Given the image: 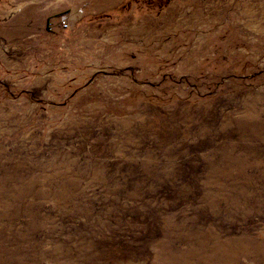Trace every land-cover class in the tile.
Listing matches in <instances>:
<instances>
[{
  "label": "rangeland",
  "instance_id": "1",
  "mask_svg": "<svg viewBox=\"0 0 264 264\" xmlns=\"http://www.w3.org/2000/svg\"><path fill=\"white\" fill-rule=\"evenodd\" d=\"M0 264H264V0H0Z\"/></svg>",
  "mask_w": 264,
  "mask_h": 264
},
{
  "label": "bare ground",
  "instance_id": "2",
  "mask_svg": "<svg viewBox=\"0 0 264 264\" xmlns=\"http://www.w3.org/2000/svg\"><path fill=\"white\" fill-rule=\"evenodd\" d=\"M110 1H115V0H101V5H102V3L106 4V3H109ZM131 120H134V122ZM138 120H139V118L136 117V118H131L128 120L118 121L116 124L120 126L121 130H125L127 127L131 126L133 123H135ZM233 243L229 244L231 247L226 245V244L218 245L217 251H219V253H220V257L222 259L221 260L222 262L236 260L239 256V254L241 253L238 250V248L235 245H233Z\"/></svg>",
  "mask_w": 264,
  "mask_h": 264
},
{
  "label": "built area",
  "instance_id": "3",
  "mask_svg": "<svg viewBox=\"0 0 264 264\" xmlns=\"http://www.w3.org/2000/svg\"><path fill=\"white\" fill-rule=\"evenodd\" d=\"M69 26V24L68 23H66V22H63V27H68Z\"/></svg>",
  "mask_w": 264,
  "mask_h": 264
}]
</instances>
